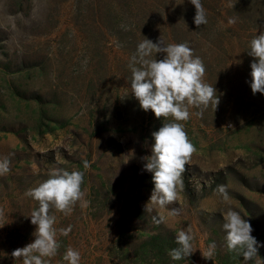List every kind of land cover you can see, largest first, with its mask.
<instances>
[{
	"label": "rangeland",
	"instance_id": "obj_1",
	"mask_svg": "<svg viewBox=\"0 0 264 264\" xmlns=\"http://www.w3.org/2000/svg\"><path fill=\"white\" fill-rule=\"evenodd\" d=\"M201 2L208 22L197 28L190 0H0V158L11 162L0 176V264H22L11 253L33 242L30 214L39 206L25 193L53 168L83 171L88 203L67 216L50 210L61 244L50 264H67L68 247L79 251L80 264H221L235 257L244 264L226 248L228 209L264 245V94H252L248 54L264 32V0ZM144 37L187 43L220 99L203 118L190 109L182 123L196 151L183 189L174 203L151 211L145 206L154 183L141 158L151 155V133L163 120L140 108L129 68ZM218 185L227 186L228 201ZM69 226L67 236L59 234ZM189 226L194 252L174 261L160 247ZM213 241L215 255L206 260ZM258 254L263 259L264 246Z\"/></svg>",
	"mask_w": 264,
	"mask_h": 264
},
{
	"label": "clouds",
	"instance_id": "obj_2",
	"mask_svg": "<svg viewBox=\"0 0 264 264\" xmlns=\"http://www.w3.org/2000/svg\"><path fill=\"white\" fill-rule=\"evenodd\" d=\"M190 3L195 7L196 27L207 24V14L201 0H190ZM235 22L234 18L228 21L230 25ZM157 53H163V58L157 60ZM248 54L254 58L250 65L252 94H264V32L250 41ZM129 68L132 73L131 94L139 102L140 108L145 112L151 110L157 119L163 120L162 126L151 133L154 141L151 155L141 159L144 170L152 173L154 183L145 210L151 211L150 205L164 209L177 200L178 192L183 189L182 176L186 165L196 151L182 122L191 118L192 108L198 109L194 114L199 118H203L209 106L215 111L220 99L215 87L204 80L206 68L202 59L194 56L187 43L165 44L161 38L154 43L144 37L129 60ZM10 163L9 158H0V176L10 172ZM83 167L90 168L89 161L84 160ZM83 181V171L53 168L48 179L26 191L25 195L39 205L30 214L31 223L36 226L33 233L35 238L26 246L12 251L14 260L22 259V264H50V258L56 256L61 246L55 227L57 217L50 210L67 216L78 202L86 206L88 202L84 200L81 187ZM216 192L223 201L229 200L226 185H218ZM170 214L177 216L179 210L171 209ZM163 220L162 216L153 217L157 224ZM223 221L227 251L242 257L244 264H264V259L258 254L259 247L264 245H260L252 235L251 224L232 209L223 214ZM70 231L71 226L59 229V234L67 236ZM193 239L190 226L181 228L175 237L178 247L168 252L170 258L179 261L190 257L194 252ZM215 250L213 241L208 245V250L202 253L203 258L212 260ZM63 260L67 264H80L81 256L78 250L68 247Z\"/></svg>",
	"mask_w": 264,
	"mask_h": 264
},
{
	"label": "trees",
	"instance_id": "obj_3",
	"mask_svg": "<svg viewBox=\"0 0 264 264\" xmlns=\"http://www.w3.org/2000/svg\"><path fill=\"white\" fill-rule=\"evenodd\" d=\"M165 244L168 245L167 248H164V246L160 247V249L163 250L165 253L169 252L173 248L178 247V245L176 244L175 241H166ZM261 254H263V253H261ZM261 256H263V255H261ZM263 259H264V257H263ZM236 260H237V258L235 257V258L231 259V261H227V262L221 263V264H234L236 262Z\"/></svg>",
	"mask_w": 264,
	"mask_h": 264
}]
</instances>
